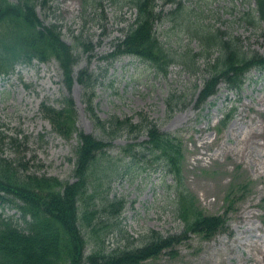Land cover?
<instances>
[{"label": "rangeland", "instance_id": "374dc122", "mask_svg": "<svg viewBox=\"0 0 264 264\" xmlns=\"http://www.w3.org/2000/svg\"><path fill=\"white\" fill-rule=\"evenodd\" d=\"M164 1L155 0L156 10L165 16L158 26L159 39L167 41L171 50L194 54L201 50L198 39L180 32L176 16L199 31L238 37L250 51L264 56V23L253 26L245 16L255 8V0H178L185 5L181 12ZM114 6L109 0H41L37 4L40 21L59 26L62 40L72 48L76 59L72 84L68 89L56 60L20 63L8 76H0L4 158L21 174L73 182L77 136L64 140L42 114V106L61 109L65 100H71L77 132L109 143L107 153L118 170L110 184L99 188L109 201L124 202L120 225L105 239L106 250L141 248L151 232L163 237L181 234L183 224L171 205V178L165 170L154 171L158 163L152 162L150 154L136 151L147 140L146 131L120 132L111 138L96 126L84 103L83 85L75 80L77 71L84 68L97 78L96 116L103 121L132 117L134 124L146 118L161 132L177 135L184 150V187L206 214H226L224 232L208 240L187 234L172 252H162L145 264H264V75L252 71L237 93L227 92L220 84L200 111L196 100L207 77L201 58L194 65L199 68L197 75L179 65L163 75L128 56L106 59L134 18L133 10ZM171 94L183 96V107L168 116L165 99ZM230 107L236 109L234 117L222 127L219 121ZM129 145H136V163L122 154ZM2 212L22 224L15 209L2 210L0 205ZM80 230L87 237L89 252L96 241L89 238V230Z\"/></svg>", "mask_w": 264, "mask_h": 264}, {"label": "trees", "instance_id": "16d2710c", "mask_svg": "<svg viewBox=\"0 0 264 264\" xmlns=\"http://www.w3.org/2000/svg\"><path fill=\"white\" fill-rule=\"evenodd\" d=\"M39 3L41 0H16V3L0 0V74H10L18 63L55 59L64 83L70 89L72 66L76 59L72 48L61 39L59 26H46L38 18L35 9ZM109 4L117 8L128 5L136 10L135 21L124 39L117 44L113 59L119 55H132L166 72L169 63L181 57L180 54L168 53L155 36V24L162 16L156 11L155 0H109ZM178 7L181 9L184 6L178 3ZM246 17L249 21L251 19V23L264 22V0H256V9ZM212 39H216L213 47L219 48L221 56L210 70V78L198 96V105L204 104L206 98L215 92L219 82H224L231 90H240L248 72L256 69L264 71V57L243 50L237 39L224 40L222 34ZM208 43L206 38L204 44ZM204 48L206 51L210 46ZM182 66L191 71V66ZM76 80L83 85L87 111L100 130L111 137L121 131L146 130L148 140L144 143V149L154 156L153 161L163 164L173 177L172 205L176 217L184 224L182 235L162 237L152 232L150 240L141 248L106 250L105 239L120 225L124 202L109 201L108 197L99 194V188L110 184L118 170L114 167L113 159L107 155L109 144L77 132L72 101L65 100L61 109L42 106V113L53 131L63 139L69 140L76 133L78 146L75 150L74 183L53 177L21 174L3 157V143L0 141V205L18 210L22 221L19 226L12 217L5 218L3 213L0 215V264H144L157 259L163 251L173 249L186 239L187 234H197L208 240L223 232L226 218L204 215L195 198L184 187L181 173L183 153L179 140L159 132L154 125L132 124L129 118L100 120L94 113L93 105L97 78L92 72L81 69L77 72ZM172 101V97L167 99L169 114L180 109L178 104L172 106ZM231 117L232 113L225 114L223 125ZM132 156L133 160L137 159L136 154ZM80 227L90 229L92 234L89 238L96 241L87 254V240Z\"/></svg>", "mask_w": 264, "mask_h": 264}]
</instances>
